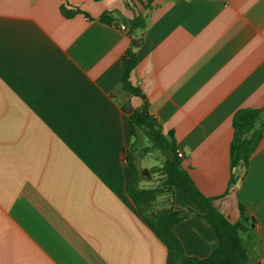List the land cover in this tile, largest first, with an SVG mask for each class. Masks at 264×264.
Here are the masks:
<instances>
[{"label":"crops","instance_id":"obj_1","mask_svg":"<svg viewBox=\"0 0 264 264\" xmlns=\"http://www.w3.org/2000/svg\"><path fill=\"white\" fill-rule=\"evenodd\" d=\"M133 39L140 95L123 85ZM146 101L203 194L233 223L245 207L264 264V0H0V264H167L147 214L169 209L188 255L216 249L182 189L167 184L147 212L129 192L137 177L157 189L129 122ZM242 108L261 110L263 137L233 170Z\"/></svg>","mask_w":264,"mask_h":264},{"label":"trees","instance_id":"obj_2","mask_svg":"<svg viewBox=\"0 0 264 264\" xmlns=\"http://www.w3.org/2000/svg\"><path fill=\"white\" fill-rule=\"evenodd\" d=\"M66 15H74L79 9L68 10L63 6ZM102 19L111 20L109 13H105ZM132 29H146L147 19L144 15H139L131 21ZM141 39H133L132 46L127 50L124 57L125 74L123 85L130 92L140 95L137 88H134L129 81L130 73L137 66L136 49L140 46ZM261 114V110L255 108L239 109L233 118L235 129L234 138L231 144V165L232 169L242 166L247 167L250 158L255 153L263 137V131L256 128V123ZM133 134L137 136L138 128H146L147 135L152 144L160 147L166 155V162L162 171L166 174V182L170 186L178 187L185 191L193 200L195 205L203 209V216L211 223L218 236V246L207 257L188 255L182 242L174 232V226L181 221L184 216L180 211L173 209L162 210L154 213L157 217L158 225H150L155 233L168 247L167 264H261L253 263L250 250L247 246L245 234L252 226L247 225L246 210L241 205L242 219L233 223L214 204V198L207 197L197 187L189 171L183 167V160L177 151V142L173 133L169 136L163 133L162 126L158 124L150 113L149 103L146 101L141 109L136 110L129 118ZM235 179V178H233ZM139 178L130 185L129 192L138 205L154 200L158 189H145L137 185ZM252 225V224H251Z\"/></svg>","mask_w":264,"mask_h":264},{"label":"rangeland","instance_id":"obj_3","mask_svg":"<svg viewBox=\"0 0 264 264\" xmlns=\"http://www.w3.org/2000/svg\"><path fill=\"white\" fill-rule=\"evenodd\" d=\"M137 136L135 140V148L140 151V154L142 156H146L145 159L146 161L149 162H157L156 166H152L150 173L155 174V179L153 180L152 184H149L151 186H156L158 191L164 192L165 188H167V182H166V175L164 176V172L162 171L165 160H166V155L162 151V149L154 144L151 143V141L148 138L147 135V129L142 127L138 128L137 131ZM151 176V175H150ZM145 212H147V207L145 205H141ZM147 214V213H146ZM149 220L156 224L157 223V217L155 214H147ZM158 225V223L156 224Z\"/></svg>","mask_w":264,"mask_h":264},{"label":"built area","instance_id":"obj_4","mask_svg":"<svg viewBox=\"0 0 264 264\" xmlns=\"http://www.w3.org/2000/svg\"><path fill=\"white\" fill-rule=\"evenodd\" d=\"M121 29L124 30V31L127 30V25L125 23L122 24L121 25ZM178 155H179L180 158L184 157V155H183V153L181 151H178Z\"/></svg>","mask_w":264,"mask_h":264},{"label":"water","instance_id":"obj_5","mask_svg":"<svg viewBox=\"0 0 264 264\" xmlns=\"http://www.w3.org/2000/svg\"><path fill=\"white\" fill-rule=\"evenodd\" d=\"M146 173H149V171H146Z\"/></svg>","mask_w":264,"mask_h":264}]
</instances>
